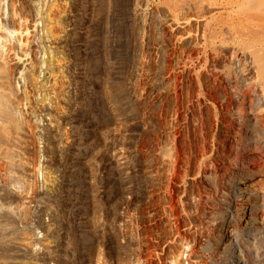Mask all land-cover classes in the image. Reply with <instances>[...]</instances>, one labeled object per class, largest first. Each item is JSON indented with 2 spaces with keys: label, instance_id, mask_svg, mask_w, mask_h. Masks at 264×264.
<instances>
[{
  "label": "rangeland",
  "instance_id": "374dc122",
  "mask_svg": "<svg viewBox=\"0 0 264 264\" xmlns=\"http://www.w3.org/2000/svg\"><path fill=\"white\" fill-rule=\"evenodd\" d=\"M22 1L0 0V264H96L101 250L125 262L132 247L116 225L118 212L128 196L143 195L144 163L157 161L156 142L176 121V111L189 123H203L202 165L213 162L218 171L203 184L224 183L230 197L222 209L191 207L187 199L178 211L194 224L186 236L199 242L210 234L214 253L202 264H264V137L255 144L252 128L237 125L253 107L231 105L236 88L226 75L233 70L219 64L211 69V56L206 61L195 40L196 26L176 28V5L168 10L159 0H33L43 11L35 8L38 17L36 10L23 14ZM19 25L34 30V50L17 47ZM11 50L18 64L10 60ZM37 166H43L41 176ZM254 171L257 178L234 191ZM208 192H200L202 200ZM37 202V224L46 235L40 240L31 226V204ZM246 227L257 234L249 248L238 236ZM236 240H242L240 249ZM225 243L242 251L243 262L223 249Z\"/></svg>",
  "mask_w": 264,
  "mask_h": 264
},
{
  "label": "built area",
  "instance_id": "2783aa9c",
  "mask_svg": "<svg viewBox=\"0 0 264 264\" xmlns=\"http://www.w3.org/2000/svg\"><path fill=\"white\" fill-rule=\"evenodd\" d=\"M186 119L185 115L176 111V121L167 123L163 128L156 142L157 161L144 163L143 195L128 196L118 212L116 225L123 238L130 242L131 255L120 263L101 250L96 264H176L178 255L184 261L182 264H195V261L202 264V260H207L214 253L210 248V234L201 236L199 242L186 236L187 231L193 230L194 224L189 215H178L181 208V211L184 210L187 199L191 207L203 205L210 209H222L229 201L224 183L203 184V178L218 176V171L213 162L202 165L205 158L201 153L203 123H189L187 116ZM44 144L40 142L42 163ZM212 151L209 156L214 154ZM41 167L36 170L40 176L43 174ZM230 169H227L228 173ZM202 191H209L210 194L204 200L200 195ZM39 205L38 202L31 204V226L37 240L46 236L44 229L37 224ZM46 223L49 227L53 225L47 219ZM196 246L199 259L194 258Z\"/></svg>",
  "mask_w": 264,
  "mask_h": 264
},
{
  "label": "bare ground",
  "instance_id": "6f19581e",
  "mask_svg": "<svg viewBox=\"0 0 264 264\" xmlns=\"http://www.w3.org/2000/svg\"><path fill=\"white\" fill-rule=\"evenodd\" d=\"M24 2L26 1L22 13H32L40 12L41 7L39 5V8L36 6L34 7L35 2L33 0H23ZM22 1V3H23ZM37 1V0H35ZM131 1V0H130ZM129 1V2H130ZM148 1V0H147ZM147 1L145 3H147ZM152 1V0H151ZM161 1V5L163 7H167L168 9L170 7H175L176 9V28H186L189 25H195L196 26V32L194 36L196 37L195 40L197 44L200 46L202 50V54L204 53L207 58L206 61H208V56H211L212 60V65L211 69L215 70L213 68H216L217 65L221 66H229L232 68L233 73L232 75H226V83L230 85V87L235 84V88L231 90V100L230 103L233 105V107L239 108V102L242 101L243 109H246L247 104H250V107H253L252 109H248L250 111H246V115L241 118L243 121L238 120V124L240 127H242V124H247L248 127L252 128V138L254 139L253 141L255 144L259 143L261 141V137H264V120L260 115V110L262 106H264V0H159ZM44 3V2H43ZM151 3V2H150ZM156 3V2H155ZM46 5V1L44 3ZM137 4V3H136ZM142 4V3H140ZM43 5V6H45ZM103 5V4H102ZM133 5V4H132ZM143 5V4H142ZM140 5V6H142ZM153 5V4H152ZM160 5V4H158ZM145 6V5H144ZM143 6V7H144ZM148 6V5H147ZM151 6V5H149ZM132 7V6H131ZM160 7V6H159ZM40 9L37 10V9ZM44 8V7H42ZM103 8V7H102ZM133 8V7H132ZM145 8V7H144ZM155 8V7H154ZM161 8V7H160ZM14 9V7H13ZM12 9V11H13ZM16 9V8H15ZM14 9V10H15ZM138 9V8H136ZM158 9V8H157ZM163 9V8H161ZM160 9V11H161ZM21 10V8H20ZM44 10V9H42ZM165 10V9H164ZM161 11V12H164ZM169 10V9H168ZM172 11L174 10L173 8L171 9ZM1 11V10H0ZM19 11V10H18ZM105 11V10H104ZM43 12V11H41ZM40 12V13H41ZM99 12V9H98ZM133 12V11H132ZM170 12V11H167ZM2 13V12H1ZM0 13V14H1ZM15 13V12H14ZM173 13V12H172ZM21 14V13H20ZM33 15V14H31ZM34 15V16H36ZM40 15V14H39ZM37 15V17L39 16ZM46 15V14H45ZM50 15V14H49ZM168 15H171L168 14ZM173 15V14H172ZM12 16V15H11ZM16 17V15H14ZM14 17V18H15ZM24 17V16H23ZM13 18V16H12ZM21 17L18 19L20 20ZM40 18V17H39ZM42 18V17H41ZM172 18V17H171ZM44 19V18H42ZM169 19V18H168ZM167 19V20H168ZM174 19V18H173ZM13 20V19H12ZM18 20H14L18 22ZM23 20V18H22ZM25 20V19H24ZM35 22V17L34 19ZM41 20V19H39ZM172 20V19H171ZM13 21V22H14ZM42 21V20H41ZM44 21V20H43ZM42 21V22H43ZM22 23L25 21H21ZM18 22V23H21ZM30 22V20L28 21ZM27 22V23H28ZM38 22V21H37ZM37 22H35L37 24ZM168 22V21H167ZM21 23V24H22ZM166 24V21H164ZM171 23V22H169ZM174 23V24H175ZM16 24V23H15ZM26 24V23H25ZM30 24V23H28ZM40 23H38L39 26ZM27 25V24H26ZM31 25V24H30ZM29 25V27H30ZM168 25V24H167ZM20 26V25H19ZM23 27V25H21ZM21 26L19 27L20 29L15 31V34L18 36V48L19 50L22 49L21 51L25 50L26 53L27 51H32L33 49V44L35 43V35L33 34L34 30L27 29L29 27H24L26 29H21ZM2 27V26H1ZM32 27V26H31ZM34 27V25H33ZM192 27V26H191ZM176 28H172L177 30ZM194 28V27H192ZM1 29V28H0ZM33 29V28H32ZM35 29V28H34ZM39 29V27H38ZM37 29V30H38ZM180 30V29H179ZM184 30V29H183ZM194 30V31H195ZM1 31V30H0ZM193 31V29H192ZM37 32V31H36ZM185 31H183L184 33ZM2 34V32H0ZM186 33V32H185ZM12 34V33H11ZM187 34V33H186ZM189 34V33H188ZM181 35V34H180ZM184 35V34H183ZM12 36V35H11ZM191 36V34H190ZM193 36V35H192ZM178 37V36H177ZM180 37V36H179ZM183 37V36H182ZM1 38V37H0ZM13 38V37H12ZM16 36L14 37V39ZM39 38V37H38ZM187 37H185V41ZM194 38V37H193ZM192 38V39H193ZM2 39V38H1ZM0 39V40H1ZM41 39V38H40ZM181 40V38H179ZM6 40V39H5ZM2 41V40H1ZM37 41V40H36ZM41 41V40H40ZM184 41V40H183ZM5 43V41H3ZM15 42V41H14ZM17 42V41H16ZM15 42V44H16ZM178 42V41H177ZM182 42V41H181ZM189 42V41H188ZM2 43V42H0ZM191 43V42H190ZM195 43V42H194ZM10 44V43H9ZM14 44V45H15ZM183 44V43H182ZM193 44V43H192ZM180 45V42H179ZM184 45V44H183ZM193 46V45H192ZM195 46V45H194ZM193 46V48H194ZM10 48V47H9ZM17 48V49H18ZM15 49V48H14ZM13 50V49H12ZM11 50V61L13 64H16L19 60L16 51ZM36 50V49H35ZM41 50V49H40ZM193 50H196L195 48ZM192 51V50H191ZM200 51V50H199ZM35 52V51H34ZM196 52V51H195ZM194 52V53H195ZM10 53L8 56H10ZM23 53V52H22ZM30 53V52H29ZM193 53V52H192ZM198 53V52H197ZM200 53V52H199ZM37 54V53H36ZM196 54V53H195ZM197 55V54H196ZM194 56V55H193ZM204 56V55H203ZM184 57V56H183ZM195 57V56H194ZM193 57V58H194ZM198 57V55H197ZM196 57V58H197ZM202 57V56H200ZM1 58V56H0ZM185 58V57H184ZM183 58V59H184ZM192 58V59H193ZM189 59V57H188ZM191 59V58H190ZM204 59V57H203ZM201 60V59H200ZM10 61V62H11ZM185 61V59L183 60ZM210 62V60H209ZM19 63V62H18ZM17 63V64H18ZM184 63V62H183ZM197 63V62H196ZM195 63V64H196ZM202 63V62H200ZM199 62L197 63L201 65ZM204 63V62H203ZM34 64V63H33ZM24 65V64H23ZM183 66V65H182ZM193 66V65H192ZM28 67V66H27ZM40 67V66H39ZM187 68V67H186ZM190 68V67H189ZM18 69V68H17ZM191 69V68H190ZM193 69V68H192ZM201 69V68H200ZM205 69V68H204ZM203 69V70H204ZM226 69V68H225ZM23 70V68H22ZM184 70V68H183ZM188 70V68H187ZM228 70V69H226ZM32 71V70H31ZM182 71V70H181ZM191 71V70H190ZM210 72V70H208ZM207 71V72H208ZM224 71V70H222ZM206 72V69H205ZM212 72V71H211ZM221 72V71H219ZM226 72V71H225ZM229 72V71H227ZM21 74V72H20ZM191 74V73H190ZM205 74V73H204ZM209 74V73H208ZM207 74V75H208ZM22 75V74H21ZM20 75V76H21ZM183 75H185V70L183 71ZM200 75V74H199ZM225 75V74H224ZM23 76V75H22ZM201 76V75H200ZM199 76V77H200ZM221 76V75H220ZM25 77V76H24ZM204 78V77H203ZM206 78V76H205ZM24 79V78H23ZM193 80V79H191ZM196 80V79H195ZM217 80V79H215ZM197 81V80H196ZM195 81V82H196ZM213 81V80H212ZM220 81V80H218ZM234 83H233V82ZM192 82V81H191ZM204 82V81H203ZM206 82V81H205ZM208 82V81H207ZM210 82V81H209ZM215 83V81H213ZM222 82V81H221ZM198 83V82H197ZM217 83V82H216ZM215 83V84H216ZM233 83V84H232ZM210 84V83H209ZM220 84V83H219ZM226 84V85H227ZM199 88H201L202 85L198 84ZM214 85V84H213ZM217 85V84H216ZM225 85V86H226ZM188 86V85H187ZM211 86V85H210ZM220 88H223L222 86L219 85ZM229 87V86H228ZM229 87V88H230ZM233 87V86H232ZM189 88V87H188ZM210 88V87H209ZM226 88V87H225ZM185 89V88H184ZM202 89V88H201ZM211 89V88H210ZM187 90V88H186ZM190 90V88H189ZM220 90V89H219ZM239 90V91H238ZM212 91V90H211ZM188 92V90H187ZM194 92V90H193ZM199 92V90H198ZM197 93V91H196ZM203 93V91H202ZM205 93V92H204ZM216 93V92H215ZM228 93V92H227ZM225 93V95L227 94ZM252 93V94H250ZM184 94V93H183ZM200 94V92H199ZM208 94V93H207ZM224 94V92H223ZM230 96V93H228ZM210 95V93H209ZM201 96V95H200ZM205 96H207L205 94ZM211 96V95H210ZM215 96V95H214ZM224 96V95H221ZM228 96V97H229ZM1 97V96H0ZM4 97V96H3ZM220 97V95H219ZM227 97V98H228ZM253 97V101L255 102L252 104V101L250 102V98ZM206 98V97H205ZM214 98V97H213ZM216 98V97H215ZM217 99V98H216ZM230 99V98H229ZM218 100V99H217ZM212 101V99H211ZM4 102V99H3ZM2 102V103H3ZM208 104V103H207ZM6 105V104H5ZM229 105V104H228ZM201 106V105H200ZM8 107V106H7ZM225 107V106H223ZM229 107V106H228ZM226 106V108H228ZM241 108V107H240ZM3 109V108H1ZM9 109V108H8ZM7 109V110H8ZM233 109V108H232ZM242 109V108H241ZM263 109V108H262ZM5 110V109H3ZM234 110V109H233ZM232 111V110H231ZM236 111V110H235ZM245 111L242 110V112L245 113ZM6 112V111H5ZM8 112V111H7ZM228 112V111H227ZM233 112V111H232ZM4 113V111L2 112ZM1 113V115H2ZM9 113V112H8ZM241 113V112H240ZM6 114V113H4ZM243 114V113H242ZM226 115V114H225ZM228 115V114H227ZM233 115V114H232ZM263 115V114H262ZM7 116V114H6ZM230 116V115H229ZM17 117V116H16ZM226 117V116H225ZM1 118V117H0ZM3 119V118H2ZM10 121L14 124L16 122L15 118H9ZM231 120V119H230ZM234 120V119H233ZM236 121V120H235ZM234 121V122H235ZM18 124V122H17ZM15 126V125H13ZM245 126V125H244ZM14 128V127H13ZM234 128V126H233ZM15 130V132L19 131V129ZM244 130V129H243ZM254 130H257L258 134L257 136L254 135ZM1 131V129H0ZM3 132V131H1ZM241 132V130H240ZM6 133V131L4 132ZM14 133V131H13ZM12 133V134H13ZM19 133V132H18ZM1 134V133H0ZM240 134V133H239ZM3 135V134H1ZM6 135V134H5ZM17 135V134H16ZM16 135L14 134L15 138ZM242 135V134H241ZM249 135V134H248ZM6 136H9L8 133ZM13 136V135H12ZM260 136V137H259ZM3 137V136H2ZM18 137V136H17ZM242 137V136H241ZM246 137V136H245ZM11 139V137H9ZM260 138V140H259ZM9 139V140H10ZM13 139V138H12ZM11 139V140H12ZM245 139V138H244ZM248 139V137H246ZM245 139V140H246ZM1 140V139H0ZM6 140V139H5ZM16 140V139H15ZM20 140V139H19ZM263 140V139H262ZM7 141V140H6ZM13 142L14 139H13ZM12 142V143H13ZM11 143V141H10ZM247 143V142H246ZM241 144V143H240ZM262 144V143H261ZM18 145V144H17ZM264 146V144H262ZM12 163V162H10ZM40 169V167H39ZM36 170V169H35ZM33 169V171H35ZM31 171V170H30ZM37 171H38V166H37ZM36 172V171H35ZM44 172V171H43ZM33 173V172H31ZM34 174V173H33ZM36 174V173H35ZM34 174V175H35ZM33 176V175H32ZM38 176V175H37ZM36 176V177H37ZM251 179L247 181H239L238 183L235 184L234 186V191L238 192L241 187L240 183L243 182H251L257 178L258 175L255 174V171L250 175ZM233 191V192H234ZM235 193V192H234ZM253 193V192H252ZM9 194V193H8ZM236 196V195H235ZM26 197V195H25ZM19 198V197H18ZM28 198V196H27ZM230 198V197H229ZM229 204V203H228ZM100 209V206L98 207V210ZM97 210V215L98 211ZM100 215L96 216V221H95V229L99 230V225H100ZM250 220V219H249ZM251 223V222H250ZM252 227V226H251ZM249 227L247 229L244 228L243 230L239 231L238 236L244 241L245 245H247L246 248H249L250 246L254 245L250 239L252 238V235H257L255 234V230L253 228ZM215 229V228H214ZM213 230V229H212ZM210 232V231H209ZM257 233V232H256ZM251 237V238H250ZM242 240H236V245L238 246V249H240L241 242ZM220 241V242H219ZM219 247L220 249L222 247L223 242L222 240L219 239ZM215 242V241H214ZM243 243V242H242ZM217 244V242L215 243ZM211 245V244H210ZM226 245V243H225ZM255 246V245H254ZM216 247V249H217ZM227 251H229L230 256H235V258L240 259L243 262V253L240 250L238 254H236L238 251L234 250L233 248L231 249V246H225L223 248ZM236 254V255H235ZM179 261H176V264H182L184 261H182L181 255ZM178 260V259H177ZM239 260V261H240ZM196 264V263H195Z\"/></svg>",
  "mask_w": 264,
  "mask_h": 264
}]
</instances>
